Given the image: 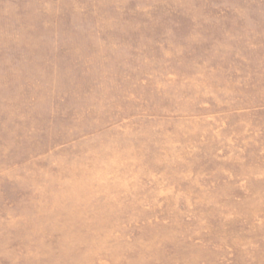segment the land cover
Masks as SVG:
<instances>
[{
  "label": "rangeland",
  "instance_id": "1",
  "mask_svg": "<svg viewBox=\"0 0 264 264\" xmlns=\"http://www.w3.org/2000/svg\"><path fill=\"white\" fill-rule=\"evenodd\" d=\"M0 264H264V0H0Z\"/></svg>",
  "mask_w": 264,
  "mask_h": 264
}]
</instances>
